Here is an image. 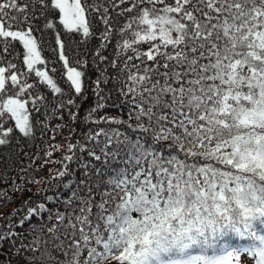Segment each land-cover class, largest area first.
<instances>
[{"label":"snow or ice","instance_id":"snow-or-ice-1","mask_svg":"<svg viewBox=\"0 0 264 264\" xmlns=\"http://www.w3.org/2000/svg\"><path fill=\"white\" fill-rule=\"evenodd\" d=\"M13 144L7 264H264V0H0Z\"/></svg>","mask_w":264,"mask_h":264},{"label":"trees","instance_id":"trees-1","mask_svg":"<svg viewBox=\"0 0 264 264\" xmlns=\"http://www.w3.org/2000/svg\"><path fill=\"white\" fill-rule=\"evenodd\" d=\"M93 27H94V30L97 33H99L100 28L96 25H94ZM63 39L65 40V45H66V49H65L66 55H68L70 58L73 56H77L78 53H87L88 56L90 57L93 49L98 47L100 44V40H99L98 36L93 37V38H88V39L77 36L72 40H69L68 37L65 36V37H63ZM47 40H48V42L45 45L46 50L42 53V55H44L45 57L54 58L55 54L50 51V48L55 47V42H54L51 34L48 35ZM107 54L109 56H111V54H112L111 48H109ZM14 62H16V61H14ZM55 66L57 68H59L60 62H57L55 64ZM56 75H57V77H59V73H57ZM89 75L94 78V73L92 71L89 72ZM59 85L62 88H67V83L65 82V78L59 79ZM42 91H43V89H42ZM46 94L52 95L50 90H48V92ZM85 96H86L85 99H78L79 115L81 117L86 114V112L90 109L91 105L94 102V98L92 96V91H91V82H89V87H88L87 92L85 93ZM67 121H68V116L65 113L64 122H67ZM52 123L58 124V123H61V121L59 119H56V120H53ZM77 128L79 130V125H77ZM64 134L66 135L67 133L65 132ZM47 139H48V137L46 135L44 137V141H47ZM57 139L59 140L60 137L58 136ZM42 143H43V141H41V140H37L35 142L36 145H40ZM26 150H28L30 153H32V152H36L37 148L35 146H33L30 149H26ZM4 157H11L12 161H16L17 162V164H16L17 168L20 166V164L27 163V160L23 157V154L22 153L18 154V151H17L15 144H13L9 147H0V158H4ZM37 163H39V161H37ZM3 167H5V164H0V169H2ZM52 167H56V165H52ZM12 175H15V173H12ZM0 186H2V185H0ZM20 202H21V200L18 199L16 201V204L9 205L6 208H2V209H0V212H2L4 215H7V213L14 211L16 205L19 204ZM0 223H3V221H0ZM0 264H7V261L5 260L4 257H0ZM12 264H16V261L13 260Z\"/></svg>","mask_w":264,"mask_h":264}]
</instances>
